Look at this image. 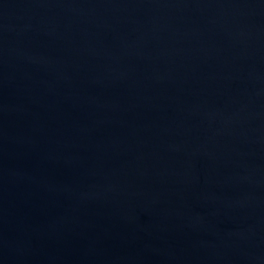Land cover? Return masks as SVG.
Instances as JSON below:
<instances>
[{"label":"water","instance_id":"95a60500","mask_svg":"<svg viewBox=\"0 0 264 264\" xmlns=\"http://www.w3.org/2000/svg\"><path fill=\"white\" fill-rule=\"evenodd\" d=\"M0 264H264V0H0Z\"/></svg>","mask_w":264,"mask_h":264}]
</instances>
